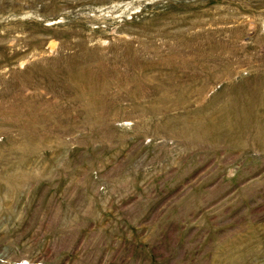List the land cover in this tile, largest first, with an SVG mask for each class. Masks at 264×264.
I'll return each mask as SVG.
<instances>
[{
    "label": "rangeland",
    "instance_id": "1",
    "mask_svg": "<svg viewBox=\"0 0 264 264\" xmlns=\"http://www.w3.org/2000/svg\"><path fill=\"white\" fill-rule=\"evenodd\" d=\"M0 264H264V0H0Z\"/></svg>",
    "mask_w": 264,
    "mask_h": 264
}]
</instances>
